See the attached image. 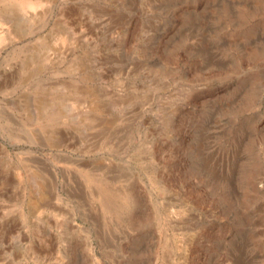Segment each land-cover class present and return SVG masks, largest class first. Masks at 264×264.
Returning a JSON list of instances; mask_svg holds the SVG:
<instances>
[{"label": "rangeland", "instance_id": "rangeland-1", "mask_svg": "<svg viewBox=\"0 0 264 264\" xmlns=\"http://www.w3.org/2000/svg\"><path fill=\"white\" fill-rule=\"evenodd\" d=\"M0 0V264H264V0Z\"/></svg>", "mask_w": 264, "mask_h": 264}, {"label": "bare ground", "instance_id": "bare-ground-1", "mask_svg": "<svg viewBox=\"0 0 264 264\" xmlns=\"http://www.w3.org/2000/svg\"><path fill=\"white\" fill-rule=\"evenodd\" d=\"M32 2H33V0H23L19 3L22 5V8H23L24 6L30 5Z\"/></svg>", "mask_w": 264, "mask_h": 264}]
</instances>
